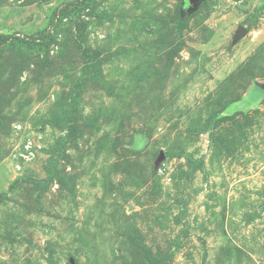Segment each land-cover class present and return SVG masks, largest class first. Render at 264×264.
Wrapping results in <instances>:
<instances>
[{"label":"rangeland","instance_id":"rangeland-1","mask_svg":"<svg viewBox=\"0 0 264 264\" xmlns=\"http://www.w3.org/2000/svg\"><path fill=\"white\" fill-rule=\"evenodd\" d=\"M38 30L0 42V264H264V0H0Z\"/></svg>","mask_w":264,"mask_h":264},{"label":"trees","instance_id":"trees-1","mask_svg":"<svg viewBox=\"0 0 264 264\" xmlns=\"http://www.w3.org/2000/svg\"><path fill=\"white\" fill-rule=\"evenodd\" d=\"M64 9H66V7H64ZM54 21V16H51L49 19V25L52 24ZM45 30H38L36 32V34L31 37L30 40L24 39V38H20L18 36H10L7 34H1L0 33V42H4L8 39H11L12 41H20V42H26V43H30V42H36V40H42L45 37Z\"/></svg>","mask_w":264,"mask_h":264},{"label":"water","instance_id":"water-1","mask_svg":"<svg viewBox=\"0 0 264 264\" xmlns=\"http://www.w3.org/2000/svg\"><path fill=\"white\" fill-rule=\"evenodd\" d=\"M198 0H190V3H195V2H197ZM241 33V30H238L237 31V34H240ZM261 87H263L264 88V83L263 84H261Z\"/></svg>","mask_w":264,"mask_h":264}]
</instances>
